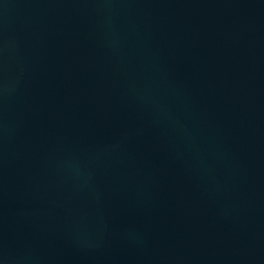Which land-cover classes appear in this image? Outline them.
<instances>
[{
  "label": "water",
  "instance_id": "obj_1",
  "mask_svg": "<svg viewBox=\"0 0 264 264\" xmlns=\"http://www.w3.org/2000/svg\"><path fill=\"white\" fill-rule=\"evenodd\" d=\"M0 264H264V0H0Z\"/></svg>",
  "mask_w": 264,
  "mask_h": 264
}]
</instances>
